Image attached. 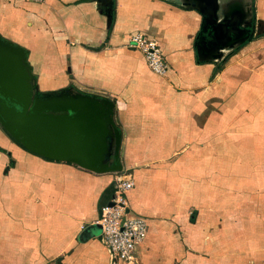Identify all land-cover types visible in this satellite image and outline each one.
<instances>
[{"label":"crops","instance_id":"obj_1","mask_svg":"<svg viewBox=\"0 0 264 264\" xmlns=\"http://www.w3.org/2000/svg\"><path fill=\"white\" fill-rule=\"evenodd\" d=\"M193 1L112 0L109 6L97 0H0V36L27 50L40 92L72 85L114 102L122 133L123 171L117 173L130 172L134 186L126 193L127 205L147 225L135 250L138 264H209V251L224 243L218 232L216 237L206 234L220 229L216 221H200V209L209 206L208 190L198 192L186 184L197 176L207 179L211 162L193 172L189 153L179 156L193 147L206 148L214 130L224 132V116L216 114L222 124L215 129L195 92L206 86L209 69L224 54L197 58L194 41L202 17L189 6ZM216 1L217 16L222 5L250 4L255 20L264 22V0ZM109 8L110 21L105 16ZM136 33L158 42L170 66L165 76L153 74L142 54L126 46ZM214 69L215 74L221 71ZM252 98L264 100V93L254 91ZM257 115L264 119V110ZM217 138L212 137L216 150L222 148L219 134ZM256 150L260 161L264 149ZM212 162L218 180L222 152ZM233 165L240 170L241 164ZM244 170L250 174L253 169ZM115 175L44 159L0 126V264H111L101 231L93 229H100L94 222L111 200Z\"/></svg>","mask_w":264,"mask_h":264},{"label":"rangeland","instance_id":"obj_2","mask_svg":"<svg viewBox=\"0 0 264 264\" xmlns=\"http://www.w3.org/2000/svg\"><path fill=\"white\" fill-rule=\"evenodd\" d=\"M257 26L256 37L233 52L225 51L223 60L214 67L219 66L221 71L215 74L216 69L210 68L206 86L195 90L202 96L200 106L205 105L215 129L222 124L220 120L217 122L216 114L224 116V132L218 133L223 149L216 150L212 144V140L218 137L214 130L209 133L210 138L207 137L209 144L206 148L193 147L179 153V156L189 153L187 156L194 160L193 172L204 169L206 160L211 162L207 179L200 181L197 176L186 182L198 192L208 190V209L204 212L200 209L202 224L209 220L210 225L216 221L221 226L217 230H206L210 237H216V232L219 237H224L223 245L216 246L217 251H209L212 255L209 264H264V158L259 161L260 155L256 150L257 147L264 149V119L260 115L255 116L263 112L264 100L252 98L254 91L264 93V22L258 21ZM228 108L235 110L227 111ZM238 109L239 113L233 115L232 112ZM249 111L254 114L249 116ZM114 121L116 123L115 118ZM248 149L251 150L250 155ZM221 152L224 169L217 180L212 160ZM233 163L241 164L240 170ZM248 166L253 169L250 174L244 172ZM124 173L128 175L130 172L125 170ZM238 176L239 180L234 179ZM194 198L201 202V197ZM218 205L221 206L219 210ZM93 230L100 231L96 227Z\"/></svg>","mask_w":264,"mask_h":264},{"label":"water","instance_id":"obj_3","mask_svg":"<svg viewBox=\"0 0 264 264\" xmlns=\"http://www.w3.org/2000/svg\"><path fill=\"white\" fill-rule=\"evenodd\" d=\"M97 2L112 6V0ZM206 4L195 0L189 5L202 17L194 41L196 56L201 60L217 58L214 54L217 48H224L203 36L205 21L214 32L215 40L229 39L241 30L228 20L236 10L232 6L222 5L224 18L218 20L217 1L212 0L205 7ZM205 9L210 11L207 19ZM241 9L240 6L239 17H242ZM105 16L108 21L112 19L111 8L106 10ZM0 126L14 142L44 159L71 163L96 174L123 171L122 133L114 121V102L72 85L58 91L40 92L27 50L1 36Z\"/></svg>","mask_w":264,"mask_h":264},{"label":"built area","instance_id":"obj_4","mask_svg":"<svg viewBox=\"0 0 264 264\" xmlns=\"http://www.w3.org/2000/svg\"><path fill=\"white\" fill-rule=\"evenodd\" d=\"M41 4L44 0H24ZM126 46L140 52L148 69L157 76H165L169 66L157 41L136 33L129 36ZM134 184L129 175L116 173L112 181V196L94 222L100 227L101 241L109 252L111 264H138L135 250L146 237L147 225L143 217L130 213L126 193Z\"/></svg>","mask_w":264,"mask_h":264},{"label":"flooded vegetation","instance_id":"obj_5","mask_svg":"<svg viewBox=\"0 0 264 264\" xmlns=\"http://www.w3.org/2000/svg\"><path fill=\"white\" fill-rule=\"evenodd\" d=\"M198 2H204L205 4L207 3L208 5L210 4V2L212 0H197ZM206 4L205 7H207L208 5ZM233 8L232 9H236L234 14H233V17H230L228 18V20L230 21H233L234 24H236L237 26L239 25L240 27V31H239V34H235V35H232L229 39H226V38H223V39H220V40H223V41H219V38L218 40H215L213 39V35H214V32L211 31V29L208 28V23H206L205 21V32L203 33V36L205 34L206 36V40L210 41V40H213L214 42H217L219 46L221 45H224L223 47L224 48H217V51L214 53V54H217L219 58L223 57V52L224 51H229V52H233L237 49H239L240 47L242 46H245L246 44L250 43L255 37H256V30L257 28H259L257 26L258 22L255 20V17H254V12H253V8L250 4H243L241 6V12H242V17H239L238 16V6L236 5H233L232 6ZM205 14H206V19L208 18V14L210 13V11H207L206 12V9H205ZM224 11L220 14H218V20H222L224 18ZM208 32H211L210 34H208ZM215 36V35H214ZM210 51L211 50V46H210ZM209 53L211 54L212 52ZM209 53H205L207 55H209V57H212V55H210Z\"/></svg>","mask_w":264,"mask_h":264}]
</instances>
